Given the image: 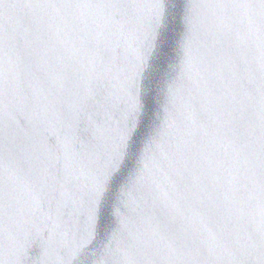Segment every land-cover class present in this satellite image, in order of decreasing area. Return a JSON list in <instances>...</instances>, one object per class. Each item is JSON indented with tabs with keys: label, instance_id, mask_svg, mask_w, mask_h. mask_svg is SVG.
Wrapping results in <instances>:
<instances>
[{
	"label": "water",
	"instance_id": "obj_1",
	"mask_svg": "<svg viewBox=\"0 0 264 264\" xmlns=\"http://www.w3.org/2000/svg\"><path fill=\"white\" fill-rule=\"evenodd\" d=\"M4 24L9 103L0 122L26 138L38 132L60 203L50 209L47 197H33L22 212L12 202L0 216V264H264V0H131L123 8L0 0ZM108 24L124 29L111 50L101 46ZM32 47L56 65L46 83L48 58L33 60ZM240 72L250 76L243 111L218 131L207 87L219 73ZM178 145L199 148L214 169L223 207L207 227L256 230L246 251L222 233L213 238L174 203L168 162ZM0 180L20 202L29 198L15 153L0 157Z\"/></svg>",
	"mask_w": 264,
	"mask_h": 264
},
{
	"label": "snow or ice",
	"instance_id": "obj_2",
	"mask_svg": "<svg viewBox=\"0 0 264 264\" xmlns=\"http://www.w3.org/2000/svg\"><path fill=\"white\" fill-rule=\"evenodd\" d=\"M53 2H63L67 5L77 3H86L89 6L101 8H123L128 7L131 0H39V6H47ZM153 4L157 0H151ZM7 29V24L0 25V40ZM124 35V29L118 24H108L107 31L101 46L111 50L117 42L121 41ZM43 47H32L30 56L33 60L39 62L40 58H48L47 77L56 69L52 56L48 53H42ZM250 76L247 73H237L234 79L226 78L222 73L214 78V83L208 85L206 90L207 110L213 118L217 130L226 132L240 117L245 102L244 92L246 80ZM264 92V89H262ZM76 96V93H73ZM77 102L84 111L90 107L86 99H80L77 96ZM9 103V81L3 63L0 62V109L5 112L8 110ZM120 131L118 133V138ZM118 143V140H117ZM38 132H33L31 137H25L20 133L11 130L7 124L0 122V157L15 153L20 157L26 175L30 180L31 192L29 198L23 197L22 202L17 194L10 192L7 181L0 180V216L6 217L9 213L13 201L17 204V210L25 211L30 209L33 204V197L37 203L48 198L49 208L53 209L59 206L60 191L58 184L53 179L52 167L50 161L43 157L37 148ZM116 159V149L108 155L102 168L94 173V179H99L105 169ZM171 169L172 179L170 181L172 190L175 193L174 203L179 206L183 203L190 211L189 219L195 218L201 224L207 227L206 221L213 219L221 213L223 205L213 196L214 191V169L205 160L199 148L192 149L189 153L184 147L177 146L175 157L168 162ZM208 228V227H207ZM213 238L218 239L219 234L232 245L237 252L246 251L256 240L255 233L250 230H236L234 226H229L226 222L218 223V230L210 228ZM261 233H264V226L260 227ZM264 244V236L261 238Z\"/></svg>",
	"mask_w": 264,
	"mask_h": 264
}]
</instances>
